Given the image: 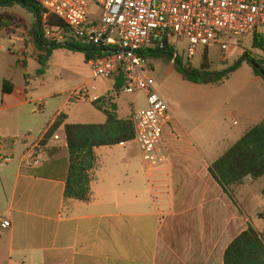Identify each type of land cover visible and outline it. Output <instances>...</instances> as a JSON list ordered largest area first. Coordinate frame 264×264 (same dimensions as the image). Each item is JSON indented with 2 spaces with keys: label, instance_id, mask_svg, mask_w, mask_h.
Listing matches in <instances>:
<instances>
[{
  "label": "crops",
  "instance_id": "crops-1",
  "mask_svg": "<svg viewBox=\"0 0 264 264\" xmlns=\"http://www.w3.org/2000/svg\"><path fill=\"white\" fill-rule=\"evenodd\" d=\"M29 47L37 61L30 38ZM24 53L19 51L23 64ZM240 69L216 85L235 77L233 91L223 90L231 104L220 107L228 112L215 120L179 116L169 106L164 166L148 169L134 141L95 148L86 203L64 199L63 125L44 146L40 142L60 114L65 124H103L105 116L100 121L78 110L74 118L92 121H73L70 98L36 97L6 69L0 77V223L10 226L0 227V264H223L229 244L249 226L264 237V176L247 177L233 188L235 204L209 173L212 163L264 120V81L252 69ZM5 80L13 90L3 95ZM102 81L110 87L92 86V76L85 81L89 97L98 96L104 109L114 105L119 119L137 112L116 98L117 80ZM39 100L42 112L35 107ZM229 117L231 127L225 124Z\"/></svg>",
  "mask_w": 264,
  "mask_h": 264
},
{
  "label": "built area",
  "instance_id": "built-area-1",
  "mask_svg": "<svg viewBox=\"0 0 264 264\" xmlns=\"http://www.w3.org/2000/svg\"><path fill=\"white\" fill-rule=\"evenodd\" d=\"M45 15L65 24L68 33L46 28L47 38L63 43L90 45L101 53L88 63L92 80H120L125 94L143 93L146 107L132 115L134 142L146 167L155 170L168 162L163 132L172 115L147 74L142 51L164 48L169 40L187 41L186 59L193 64L197 49L209 48L226 36L258 35L264 40V0H37ZM91 5L97 16L88 14ZM70 34V36L68 35ZM171 64L178 56L176 50ZM86 88L73 91L74 100L88 98ZM118 95V91L115 92ZM92 102L100 100L92 96ZM43 111V101L35 103ZM57 139V136H54ZM38 164V161H33ZM10 226L7 220L2 229Z\"/></svg>",
  "mask_w": 264,
  "mask_h": 264
},
{
  "label": "trees",
  "instance_id": "trees-1",
  "mask_svg": "<svg viewBox=\"0 0 264 264\" xmlns=\"http://www.w3.org/2000/svg\"><path fill=\"white\" fill-rule=\"evenodd\" d=\"M18 5L30 12L35 22L28 31L31 42L38 51L37 61L45 67L54 50L64 49L67 52L80 53L89 62L101 53L90 45H78L68 42L58 43L47 38L46 28H56L68 33V29L53 15H45V10L37 0H0V7ZM3 27L0 20V30ZM254 49L264 52V40L256 34L250 35ZM145 59L164 58L171 62L173 52L168 46L164 48L147 49L142 51ZM247 61L255 76L264 81V58L245 54L238 63L223 72L211 71L207 51L204 50L199 68L182 64L178 56L175 57L174 67L184 81L198 85H220L242 62ZM44 69V68H43ZM43 69L39 73H44ZM114 89L119 90L121 82L117 80ZM13 85L10 81H3L1 92L10 94ZM94 107L105 116L103 124H65V115L60 114L51 125L40 142L44 146L54 133L63 125L67 144V169L64 176V199L88 202L90 200L91 173L96 165L95 148L110 147L134 140L135 131L132 116L119 119L115 106L109 105L104 109L99 100L92 102ZM209 173L217 184L228 194L236 204L233 188L241 185L249 177L255 181L264 176V120L249 129L235 144L229 147L214 163L209 166ZM223 264H264V237L251 226L236 237L227 247L223 256Z\"/></svg>",
  "mask_w": 264,
  "mask_h": 264
},
{
  "label": "rangeland",
  "instance_id": "rangeland-1",
  "mask_svg": "<svg viewBox=\"0 0 264 264\" xmlns=\"http://www.w3.org/2000/svg\"><path fill=\"white\" fill-rule=\"evenodd\" d=\"M88 14L97 16L99 9L96 5H91ZM3 27L0 30V77L4 71L11 68L14 72V82L27 87L28 84L35 92L36 97L54 96L53 100L71 99L68 109L73 121H92L91 118L78 120L74 118L78 110L87 113H93L98 116L100 121H104V115L96 112L97 110L92 101V96L74 101L71 95L74 90L89 88L85 81L91 78L88 62L78 53H68L64 49L54 50L45 67L32 57V51L29 47L28 31L35 22L33 15L26 9L15 5L13 7H0V20ZM251 36H226L215 40L208 48V61L210 70L214 72H223L226 69L236 65L245 54L250 56H259L264 58V52L254 49L251 45ZM168 47L175 52L176 40L168 42ZM187 41L179 40L176 50L182 64L188 65L186 59ZM24 51L26 63L20 62L19 51ZM204 49H197L193 68H199L202 61ZM241 67V73L252 69V66L244 61L238 67ZM44 68V69H43ZM43 69L44 73H39ZM147 74L152 80L155 92L168 102V105L175 114L182 116H192L195 119L205 121V119L215 120L217 117L226 114L228 107H220L221 104L230 105L229 96L223 93L226 88L233 91L230 86L235 80L231 77L230 81L218 88L216 85H198L184 81L181 75L176 71L174 64L166 61L164 58L147 59ZM1 79V78H0ZM96 85L101 89H107L110 84L107 81L95 80L92 86ZM220 94H217V92ZM118 91V90H117ZM224 94V95H223ZM123 106L129 107L132 104L134 110L138 111L145 106V97L143 93L125 94L118 91L117 97ZM99 111V110H97ZM96 121V119H93ZM103 123V122H102ZM227 127H231L232 120L229 117L225 122ZM62 138L64 133L60 132ZM221 143V141H219Z\"/></svg>",
  "mask_w": 264,
  "mask_h": 264
},
{
  "label": "water",
  "instance_id": "water-1",
  "mask_svg": "<svg viewBox=\"0 0 264 264\" xmlns=\"http://www.w3.org/2000/svg\"><path fill=\"white\" fill-rule=\"evenodd\" d=\"M70 36V34H68ZM78 45L82 46L83 44L79 43Z\"/></svg>",
  "mask_w": 264,
  "mask_h": 264
}]
</instances>
